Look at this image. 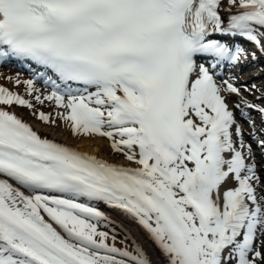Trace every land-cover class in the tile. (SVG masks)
Returning a JSON list of instances; mask_svg holds the SVG:
<instances>
[{"label": "snow or ice", "instance_id": "obj_1", "mask_svg": "<svg viewBox=\"0 0 264 264\" xmlns=\"http://www.w3.org/2000/svg\"><path fill=\"white\" fill-rule=\"evenodd\" d=\"M257 52L264 0H0V67L29 70L0 72V264H153L101 205L164 264H264V179L234 112L256 137L264 104L241 90L264 92L231 73Z\"/></svg>", "mask_w": 264, "mask_h": 264}, {"label": "bare ground", "instance_id": "obj_2", "mask_svg": "<svg viewBox=\"0 0 264 264\" xmlns=\"http://www.w3.org/2000/svg\"><path fill=\"white\" fill-rule=\"evenodd\" d=\"M249 62V66L254 67L253 65H256L255 63L259 62L258 59L253 61L252 59H248L246 63ZM246 65V64H243ZM251 71H254L251 69ZM0 72H3L5 74H9L6 72V70H1ZM0 83H7L6 81H0ZM10 87V85H8ZM23 89V86H21ZM234 97L231 96L230 99ZM229 99V103L231 104V101ZM18 110V108H16ZM50 111V110H48ZM23 117L27 120H29L34 126L38 127L41 131L44 133H47L54 136L55 138L61 139L62 141H65L68 144L74 145L78 147L81 150H85L91 153H96L97 155L101 157H105L112 161H121L123 158L114 160L115 156L111 153V149L108 146V142L103 139H96L92 141L84 140V139H77L72 136V134L67 131H61L60 128H53L51 126L45 125L42 122H39L35 119L32 115H30L29 110L26 108L25 112L23 113ZM258 164V163H257ZM105 211H107L112 217L117 219L121 224L124 225L125 228L132 231L131 237L135 238V240L143 247L153 264H164L163 257L160 253V250L156 247V245L149 239L147 233L134 221L126 218L123 214L116 210H111L106 208Z\"/></svg>", "mask_w": 264, "mask_h": 264}, {"label": "rangeland", "instance_id": "obj_3", "mask_svg": "<svg viewBox=\"0 0 264 264\" xmlns=\"http://www.w3.org/2000/svg\"><path fill=\"white\" fill-rule=\"evenodd\" d=\"M257 55H259L260 57L258 58V63L256 62V68L254 69V70H261V71H259V74H260V76H259V79H260V81L262 82V83H264V55H261L259 52H257ZM242 77H243V75H242ZM260 90H261V92H264V87H260ZM244 96H246L249 100H250V98L252 97L249 93H242ZM254 94H257V93H254ZM253 94V95H254ZM259 94V93H258ZM237 98V97H236ZM261 103H263L264 104V101H262ZM49 105L50 104H45L44 106H42V110H45V108H47V107H49ZM38 107H41V106H38ZM114 155V154H113ZM115 156V158H114V160H117V159H119V158H123V157H121V156H119V155H114ZM122 226V225H121ZM122 228L123 229H127V228H125L124 226H122ZM127 231L130 233V234H132V231L131 230H129V229H127ZM117 233L119 234V237L120 238H123V236L125 235V233H124V231H122L121 230V228L120 227H118L117 228ZM137 240V239H136ZM264 240V239H263ZM117 242H119V239H118V241ZM129 243H131V241H129Z\"/></svg>", "mask_w": 264, "mask_h": 264}]
</instances>
